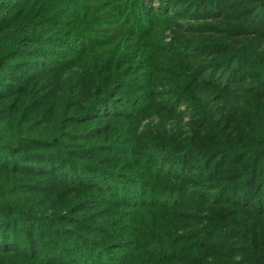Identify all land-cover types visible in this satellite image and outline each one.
I'll return each instance as SVG.
<instances>
[{
	"label": "trees",
	"instance_id": "16d2710c",
	"mask_svg": "<svg viewBox=\"0 0 264 264\" xmlns=\"http://www.w3.org/2000/svg\"><path fill=\"white\" fill-rule=\"evenodd\" d=\"M0 264H264V0H0Z\"/></svg>",
	"mask_w": 264,
	"mask_h": 264
},
{
	"label": "rangeland",
	"instance_id": "374dc122",
	"mask_svg": "<svg viewBox=\"0 0 264 264\" xmlns=\"http://www.w3.org/2000/svg\"><path fill=\"white\" fill-rule=\"evenodd\" d=\"M170 30H168V31H166V40L168 39V37L170 36V32H169Z\"/></svg>",
	"mask_w": 264,
	"mask_h": 264
}]
</instances>
